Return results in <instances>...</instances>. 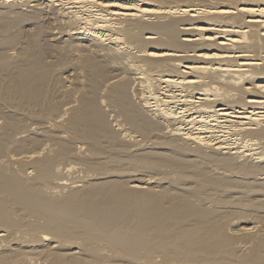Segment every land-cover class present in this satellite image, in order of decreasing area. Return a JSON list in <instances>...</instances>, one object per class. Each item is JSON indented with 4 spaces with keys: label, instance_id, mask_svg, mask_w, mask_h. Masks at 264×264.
I'll return each mask as SVG.
<instances>
[{
    "label": "bare ground",
    "instance_id": "1",
    "mask_svg": "<svg viewBox=\"0 0 264 264\" xmlns=\"http://www.w3.org/2000/svg\"><path fill=\"white\" fill-rule=\"evenodd\" d=\"M0 264H264V0H0Z\"/></svg>",
    "mask_w": 264,
    "mask_h": 264
}]
</instances>
